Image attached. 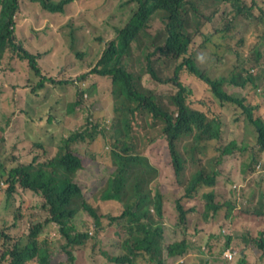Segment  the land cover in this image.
I'll return each mask as SVG.
<instances>
[{"label":"trees","instance_id":"trees-1","mask_svg":"<svg viewBox=\"0 0 264 264\" xmlns=\"http://www.w3.org/2000/svg\"><path fill=\"white\" fill-rule=\"evenodd\" d=\"M33 1L0 0V92L2 74L26 70L29 75L21 85L41 99L37 111L22 106L24 116L41 123L33 141L39 154L31 162L14 154L16 161L9 168L0 163V182L7 183L12 216L0 230V264H77L74 248L90 238L88 232L77 229L78 214L87 212L100 230L104 226L100 210L85 197V187L78 181L82 171L88 177L87 169L108 176L94 197L98 205L115 201L123 206L121 215H108L112 225L104 226L120 227L117 234L123 238V254L106 252L115 264H165V259L200 264L205 253L202 246L196 245L199 250L186 246L191 202L206 220L209 215L217 220L226 205L225 217L241 220L243 226L237 224L244 233L234 244L227 237L220 244L222 251L245 245L247 254L258 255L256 264H264V186L258 187V173L254 174L258 153L236 162L242 165L245 181L252 182L250 196L235 183L223 185L218 172L224 157H244L249 152L248 141L233 138L221 144L215 164L209 167L203 165L202 156L206 143L223 139L227 124H240L238 108L254 123L259 151H264V116H255V111L264 114V104L258 100L264 92L253 95L247 90L256 80L248 64L257 61L256 75L262 73L264 78V0H127L134 9L116 26L117 36L107 46L102 43L103 34L93 37L92 31L91 37L84 36L88 25L77 24L73 18L63 22L67 35L55 17L66 20L77 1L87 12L99 0ZM154 13L162 17L151 32ZM235 13L246 25L243 50L227 41L238 23L220 27L213 22L219 15L230 18ZM206 28L214 31L210 38L204 37ZM43 40L44 46H39ZM242 53L247 54L245 62ZM76 59L80 62L74 63ZM212 62L214 67L209 66ZM233 62L236 68L231 76H220ZM73 64L79 70L76 77L67 75ZM163 64L173 74L162 76ZM146 74L157 84H172L173 90L145 87ZM263 83L264 79L256 88L262 89ZM94 99L112 101V126L101 129L94 118L99 116ZM74 113L81 116L77 127ZM4 115L10 125L11 115L5 111ZM22 133L11 141L5 138L10 148L18 150L24 143ZM101 136L104 140L98 141L106 140L112 149L107 161L75 146L95 143ZM163 143L168 155L156 166L150 155ZM10 148L6 154H11ZM188 165L199 168L188 172ZM262 175L264 180V170ZM240 191L254 198L256 205L239 207ZM28 198L32 202L26 205ZM22 221H26L24 233L14 232ZM169 223L175 237L166 229ZM52 226L59 228L60 238H42L41 232Z\"/></svg>","mask_w":264,"mask_h":264},{"label":"rangeland","instance_id":"rangeland-1","mask_svg":"<svg viewBox=\"0 0 264 264\" xmlns=\"http://www.w3.org/2000/svg\"><path fill=\"white\" fill-rule=\"evenodd\" d=\"M29 4L34 2L33 0H28ZM35 3V2H34ZM38 8V7H37ZM134 8V5L131 4L129 6H124L119 0H99L98 5L92 9L88 10L87 12L81 5L80 1L75 2L71 6L70 13L67 15L66 20L62 16H55L57 17V23L60 27L65 29V33L67 34V27L63 26V22L67 21L70 18H73L74 21L77 24L84 23L87 24L88 27L82 32L84 36L91 37L92 31L95 32L93 37L97 35L104 36V41L102 42L104 46L108 45V42L115 38L117 36V30L116 26L121 25L130 15ZM123 16V17H122ZM122 17V19H121ZM160 20L161 17H155L151 24V32L154 31V29H157L160 26ZM30 21L35 24V20L30 18ZM48 21V18L44 20V23L40 27H44L46 22ZM214 23H216L218 26H228L231 27L234 23H238L237 29L233 32V34L229 35L227 41L232 45H238L242 50L244 48L245 44V38L243 36L246 34V25L244 23H241L240 18L235 13L234 16L228 18L225 17V15H219L217 18H214ZM149 28L147 29V31ZM214 31L210 30V28H206L203 32L205 38H210L213 35ZM48 32L44 33V37L47 38ZM68 35V34H67ZM144 36V34H143ZM70 41V39H69ZM45 40L40 41L38 43L39 46H44ZM243 54V60L245 62V59L247 57L246 53ZM228 58H230L228 56ZM231 59V58H230ZM80 62L79 59H76L74 63ZM161 63V62H160ZM159 63V64H160ZM158 64V65H159ZM258 62L253 61L250 64H248V68L251 69L252 74L256 76V80L254 82H250L248 84V91H251L253 95H255V91L259 93V91L264 92V83L262 84V89L256 88V85L258 83H261L264 79L261 74L256 75L255 68L257 66ZM216 65L215 62H212L209 64L210 67H214ZM51 66V65H49ZM224 66V65H222ZM236 68V64L234 62L227 66L220 74V76H226L230 77L232 74V71ZM162 76L173 74L172 70L169 68L168 65L163 64L162 65ZM21 73V77L19 78V75ZM79 70L77 67V64H73L70 67V71L67 73L68 76H74L78 75ZM28 73L25 70V72H19V73H12L7 72L6 74H2L3 83L4 86L0 92V163L2 162L5 167L9 168L15 163L14 154L17 155L18 159H22L27 162H31L34 160V157L39 154V151L34 148L33 141L35 139V129L41 125L39 122V119L33 120L30 116H24V111L22 110L23 104L29 108H32L33 110L37 111L39 109V105L41 103L40 98H36L33 95H31L28 91L25 90V88L21 85L26 83ZM74 84H71L70 87H73ZM143 85L145 87H150L158 92H164L168 89L173 90L172 84H157L156 80H152L149 74H146L144 76ZM231 93L237 94L234 92V90L231 91ZM96 100L94 104V108L98 111V117H94L96 120H98V123H100L101 129L103 127H110L114 124V112H111L112 109V101L109 100L108 102H103L101 100ZM259 102L264 104V97L259 96L258 97ZM238 108V107H237ZM107 110H110L107 111ZM4 111L11 115V123L8 125V122L6 120V117L4 115ZM88 111V109H86ZM237 112V115L240 116L241 122L237 126H232L227 124L226 127H224L223 130V139L219 140H213L205 144L204 152L202 154L203 158L206 160V163L209 164H215L216 158L220 154L218 148L221 144L227 143L233 138H237L241 141H248L249 143V152L242 157H224L225 161L224 163L219 166L220 171L222 172L220 179L222 180V184L238 185V187H242L241 190L245 189L248 192V196H250V187L248 185H251V180L245 181L244 176L242 174V165L241 167L236 164L237 161L242 160V163L244 159H249L251 157V153L256 151V147L258 145L257 143V133L255 131V125L250 119V117L247 119L246 116L243 115L240 108L235 109ZM76 113L73 114V121L74 126L77 127L78 124L81 121V116L77 115ZM255 116H261L260 111H255ZM85 123V121H83ZM35 124V125H34ZM143 127H138V129ZM148 128H150L148 126ZM22 130L24 132V143H22L18 150L10 148L9 143L5 140V138H9L10 141L13 138H17L18 136L22 135ZM103 137V138H102ZM100 138L104 140V136H101L97 139L95 143H89V142H79L76 143L75 146L80 148L81 151L88 153L92 151L94 154H97L101 160L107 161L110 157V150H112L107 144L106 140L102 143L101 141H98ZM10 148L11 154H6L7 150ZM102 150V151H101ZM104 150V151H103ZM155 151V152H154ZM168 155V147L166 144H161L160 147L157 149L152 150L151 158L152 163L157 166L160 165L164 159ZM258 155L260 159H262V168L260 170H257L254 172V174H257V185L258 187L264 186V180L261 178L263 175V163H264V154L259 153ZM194 169V166L188 165V172H191ZM88 171V177L86 174H84V171L79 173L78 175V181L82 183V185L85 187V197L94 203V205L100 210V213L102 215V224L104 226L112 225L111 220L109 219V214L114 215H121L123 211V206L119 202H107L106 204L98 205V203L94 200L95 195L99 192V190L105 186L106 181L108 179V176L104 172H98L96 170L87 169ZM257 171H261L262 173H259ZM6 189L7 185L5 187H0V230L4 227V224L7 219H12L11 216V210L8 208L7 205V195H6ZM241 195V201L239 202V207H246L251 206L254 207L256 205V201L254 198L249 199L248 196L245 197L242 191H240ZM222 201H230V199H223ZM32 202L31 199L28 198L26 205H29ZM195 203V202H194ZM202 203V202H201ZM173 209V205L171 207ZM227 206L225 205L222 209L221 214L219 215L218 219L215 221V226L217 229L221 228H228V231L234 235V240L232 244L238 243L242 235L244 233V230L237 224H241L243 226V222L239 219H233V218H226L225 214L227 213ZM78 227L81 232H88L90 235V238L86 242V244H79L74 248V253L76 256V263L77 264H115L111 260H109V256L106 255V252L112 254V255H121L123 254V248H122V241L123 238L121 235L117 234V230L120 229V227H116V229L110 228V227H104L103 229H99L95 223L94 219L91 218V216L88 213L82 212L78 214ZM172 219H174V215H172ZM201 215L199 213H196L192 216L190 219V222L192 223V226L186 231V235L191 234L193 231H196L197 227L200 230L201 228H208L207 224L201 222ZM26 222V221H25ZM25 222L22 221L17 227L13 229L14 232L23 234L24 228H25ZM37 222V220H36ZM13 223H11L8 227L12 226ZM172 226L170 223L167 224V231L175 237L176 235L172 232ZM55 227L52 226L51 228L45 230L42 237H49L50 239L58 240L60 236L57 237L54 236ZM181 237H183V231L180 229ZM201 237L200 239L203 241L208 240L207 233L205 234L204 231H200ZM223 234V233H222ZM222 234L215 233L214 239H216L217 248L220 251L222 243H225V237H223ZM53 237V238H52ZM231 248V247H227ZM237 249L245 250V245H241L236 247ZM228 252V250H227ZM248 259L251 264H256V257L258 255L255 254H248ZM205 261L201 260L200 264H203ZM224 264H233L229 263L226 260L224 261Z\"/></svg>","mask_w":264,"mask_h":264},{"label":"clouds","instance_id":"clouds-1","mask_svg":"<svg viewBox=\"0 0 264 264\" xmlns=\"http://www.w3.org/2000/svg\"><path fill=\"white\" fill-rule=\"evenodd\" d=\"M124 6H129L131 4H126V1L127 0H119ZM134 5V4H133ZM134 9V8H133ZM162 17L160 14L158 13H154L150 19V22H149V26L152 22V20L155 18V17ZM261 116H264V114H261ZM256 131V129H255ZM257 133V131H256ZM257 143H258V137H257ZM256 152L258 153H262L264 154V151H259V146L257 145L256 147ZM262 159H260V161L257 163L259 164L257 166V170H260L262 168ZM207 167H209L210 165L212 164H209V163H206V160H205V163L203 164ZM199 168V167H194V169L192 171H196V169ZM218 172H220V177H221V174L222 172L220 171V169L218 168ZM259 173H261V171H257ZM7 185L6 181H1L0 182V187H5ZM238 186V185H237ZM242 187H240V190H241ZM205 203H206V200L205 201H202V204L205 208ZM194 202H191L190 203V211L192 212L193 215H195L197 213V211L195 210L194 208ZM225 205H223L222 209L224 208ZM171 208V207H170ZM84 212V211H82ZM80 212V213H82ZM222 212V211H221ZM87 213V212H85ZM210 216V219L209 220H206L204 218L201 219V222L207 224L208 228H201L198 232H195V235H193L192 233L188 235V239L186 240L187 241V244L186 246L189 248V249H198L196 247L197 244H200L202 246V248L205 250V253H203V257H202V260L205 259L204 263L203 264H224V261L226 260L227 262L229 263H233V264H249L250 261H249V257H248V254L247 252L244 250V249H237V248H227L226 250L224 251H220L218 250L217 248V241L216 238L214 235L215 233H219V234H222L223 237H225V241H226V238L227 237H232L233 240H234V235L232 233H230L228 231V228H221V229H217L216 226H215V219L214 217H212L211 215ZM38 223V221L36 222V224ZM167 225V224H166ZM55 227V226H54ZM55 232H54V236H58V234L60 233L59 232V228L58 227H55ZM200 231H204L205 234L207 233L208 235V240L207 241H203L200 239L201 237V234H200ZM45 231L41 232L40 236L42 237L43 234H44ZM186 233V231H184ZM42 238H49V237H42ZM53 238V237H52ZM184 238V236L182 237V239ZM199 250V249H198ZM228 250V252H227ZM242 253V254H241ZM110 260V259H109ZM246 260V262L244 261ZM182 261V259L180 260ZM115 263V262H113ZM165 264H179V261H175L174 263L170 262L169 260L165 259Z\"/></svg>","mask_w":264,"mask_h":264}]
</instances>
